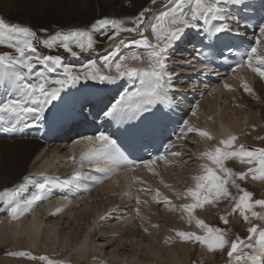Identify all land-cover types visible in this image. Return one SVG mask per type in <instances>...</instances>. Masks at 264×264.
Returning a JSON list of instances; mask_svg holds the SVG:
<instances>
[{"label":"bare ground","instance_id":"1","mask_svg":"<svg viewBox=\"0 0 264 264\" xmlns=\"http://www.w3.org/2000/svg\"><path fill=\"white\" fill-rule=\"evenodd\" d=\"M258 1L260 4L264 3V0ZM167 3L166 0H156L155 4L152 0H0V18L6 22L29 26L40 35L52 34L59 30L88 29L95 20L103 17L124 20L123 27L131 28L134 26L133 18L141 10L150 9L144 18L147 20L153 13L158 15L160 11L165 10ZM253 9L254 6L249 8L250 11ZM72 18L79 19L80 22L74 26L66 24ZM43 25L46 26V34L40 33ZM60 25H65L64 29L59 28ZM143 35L154 42L150 27L144 30ZM250 35H253L257 43V37L260 36L258 29L251 30ZM122 38L139 37L133 32H121L113 39L94 34L93 48L81 53L77 58L71 57L62 48L49 50L40 47L38 52L42 55H61L65 57V62L75 65L79 70V65L86 63L88 59L102 61V56H110L115 50L113 45H119L125 52L124 56L130 57L133 51L137 52L120 45ZM260 39L264 40V37ZM256 47L259 52L261 46L257 43ZM1 48L3 47L0 46V52L13 51L10 48ZM74 50L79 51L75 47ZM182 59L184 61H168L169 72L184 75L193 72V80L202 77L203 74L196 73L197 65L193 56L187 54ZM189 63L194 66H188ZM255 65L256 62L253 67ZM253 67L247 64L227 78L218 79L221 76L218 75L219 81L209 79L207 84L215 85L212 89L193 94L192 102L198 101V107L195 114L191 113L189 125L208 132L211 138L198 132L188 133L173 149L179 155L170 154L159 165L150 164L113 171L108 173L106 178L100 176L99 183L85 182L79 190L69 187L60 191L61 189L54 187L49 191L47 198L36 202L29 211L17 218H13L6 211H0V264H44L45 261L40 260V256H46L52 261H64L65 264H191L199 242L182 238L177 232L204 235L205 230L196 224L195 219L189 223L187 212L180 206L194 203L193 198L185 193L188 188H195L197 176L205 174L204 165L212 167L217 175H224L219 170L220 166L201 154L214 151L216 147L223 148L221 141L230 135L237 136L233 149H238L240 145L247 147L252 143V139L254 142H262L264 78L253 71ZM178 79L185 78L179 75ZM244 83L252 89L251 94L243 90ZM207 84L206 89L209 88ZM92 88L98 89L101 86L96 81L82 79L66 96L72 107L83 108L86 117L93 113L90 120L95 122L99 111L107 106L104 102L108 96L104 95L100 102H94L97 94H89V89ZM170 95L179 96L173 92ZM191 95L189 91L180 94L181 103ZM0 98L6 99L7 92L0 90ZM189 112L188 107L186 113ZM166 123L165 121L164 124ZM92 127V124L88 125L86 121L73 116L68 108L63 109V106L56 102L43 126H21L15 132L0 131V191L18 187L25 183V177H31L34 182H42L45 176L59 177L60 180L65 174L60 170L62 162L67 161L74 167L76 164L69 157L75 156L78 160L80 153L89 147L86 144L85 148L78 149L73 142L86 135L94 136ZM173 140L176 138L171 142ZM194 140L197 143L193 147ZM188 151L191 153L190 157L195 160L194 165H189L186 160ZM63 157L65 160L58 162ZM236 159L239 158L225 160L223 166L234 171ZM39 163L38 170L31 174L30 167ZM243 166L242 171L247 172L248 164ZM180 168L183 170H179ZM190 175L193 177V183L190 181ZM255 175L259 176V173ZM252 181L258 182L264 191L263 180L253 178ZM226 186L229 190L231 184L227 183ZM84 187L88 190L85 191ZM142 189H158L170 203H157L154 199L155 191ZM33 190V185H27L26 191L21 193V198L26 199ZM57 191L63 193L62 197L47 205L48 200L57 195ZM137 197L146 203L137 204ZM217 201L194 209L193 216L213 226L221 220L217 214L224 213L220 211ZM2 207L0 204V208ZM58 208L61 210L57 214ZM117 208L119 210L113 212L112 216L101 219ZM136 208H139L143 219L136 215ZM235 220L244 223L239 213L236 214ZM230 237L228 236L229 240ZM201 245L199 258L211 264L216 260L217 254L206 245ZM243 249L245 248L241 250ZM17 252H25L28 255L10 254ZM33 256L36 258H31ZM233 263L234 258L231 264Z\"/></svg>","mask_w":264,"mask_h":264},{"label":"snow or ice","instance_id":"2","mask_svg":"<svg viewBox=\"0 0 264 264\" xmlns=\"http://www.w3.org/2000/svg\"><path fill=\"white\" fill-rule=\"evenodd\" d=\"M152 3L155 4L156 0H152ZM245 3L246 0H168L169 7L167 10L160 11L158 15L153 13L147 20L144 18L150 9L141 10L133 18L134 26L131 28L123 27L124 20L103 17L95 20L88 29L59 30L52 34H46L47 29H41L40 33L46 35L38 34L29 26L6 22L0 18V46L13 50L12 52H0V90L7 92L6 99L0 98V125H6V127H0V131L15 132L21 126L24 128L43 126L48 120V114L56 106V102L62 99L61 94L67 95L72 88L81 83L82 79L99 81L100 83L114 82L118 78L125 77L134 80L132 88L125 89L118 101L101 110L103 117L116 119L121 123L146 120L155 109L165 104L175 106L176 101L173 100L170 93L180 91L174 87L179 74L168 71L169 50L188 30H195L202 33L201 48L194 49L196 58L199 59L204 54V48H211L214 50V55L223 56L226 61L228 56L217 49L215 41L219 39L221 34L232 30L227 23L229 17H232L237 29L241 26L249 27L247 19L241 25L238 14L234 15L231 12L232 8L239 9ZM261 21L257 25L260 34L257 37V43L261 46L260 51L258 52L256 46H252L248 51L240 53L241 59L237 62V67L245 62L246 57L249 67H253V63L256 62L253 71L264 78V40L260 39V37H264V17H261ZM149 27L154 42L143 35L144 30ZM110 32L111 35H109ZM121 32L137 33L139 38H122L120 45H125L130 49H143L146 55L141 56L133 51L130 57H126L119 54V45H113L115 50L111 52V55L102 56L101 59L104 66L109 70L115 68L116 75L102 74L95 59H88L86 63L80 64L79 70H77L75 65L65 62V57L61 55H42L38 52L40 47L49 50L62 48L71 57L77 58L81 53L88 52L89 49L93 48L94 34L113 39L119 36ZM236 34L239 35L238 32ZM204 38L208 39V44H204ZM74 47L78 48L79 51L74 50ZM225 48L229 54L234 51L231 45H225ZM116 57L118 59H114ZM129 58L137 62L146 60L148 66L138 68L127 63H121ZM205 59L209 63L213 62L208 56H205ZM188 66L194 65L189 63ZM213 71L214 69L210 68L208 63L202 62L199 74L210 75ZM53 74L57 75L54 76ZM196 86V84L191 85L193 88ZM225 86L229 87L228 85ZM243 90L249 94L252 93V89L247 83L243 84ZM193 114H195L194 109ZM132 127L135 128L136 125L133 124ZM194 132L211 138L208 132L191 127L189 122L185 120L176 140L171 143L161 142L164 152L162 153L157 149L155 157L142 161V163L150 165L157 159L163 160L165 153L179 155L173 149L188 133ZM236 139V135H230L221 141V144L224 145L223 148L216 147L214 151H206L201 154L213 164L220 166L219 170L224 175H217L212 167L204 165L205 174L197 176L195 188H188L185 193V195L193 198L194 203H186L180 206L187 212L189 223L195 219L196 224L205 230V234L197 235L193 232L184 231H178L177 234L182 238L200 242L212 251L227 249V255L234 258L235 264H264V227L252 224L249 216L250 213L251 217L264 219V199H252L253 193L241 190L242 194L239 195L232 209L234 213H239L244 221L251 225L247 229L250 234L248 240L241 239L239 235L235 239L229 240L226 230L210 226L204 220L193 216L194 209L230 195L226 187L229 178H231V184L237 189H240L239 184L236 183L237 177L243 180L248 175H252L254 179L264 180V148L248 149L240 145L238 149H233ZM82 140L89 145L88 150L82 151L78 160L75 156L69 157V159L80 166L88 162L96 167L104 178H106L109 169L97 166L96 162L101 157H107L114 162L127 160L117 140L103 131L94 136H85ZM76 143H80V141ZM230 158H239L242 162L249 164L258 163L259 167L249 168L247 172H235L231 168L223 166V162ZM127 166L129 168L136 166V161H128ZM255 173H259V176H256ZM24 181L25 183H21L18 187L5 188L0 191V204L3 205L0 211H6L13 218L23 215L36 202L47 198L49 191L57 186L59 177L45 176L42 182H34L31 177H25ZM86 181L99 183L101 177L85 175L74 169V175L69 179L60 181L58 186L61 188L74 187L79 190ZM27 185H33L34 190L26 199H22L21 193L26 191ZM84 190L87 191V187H84ZM142 190L155 191L154 199L157 203H170L169 199L163 197L158 189ZM136 203L146 202L140 201L137 197ZM256 206H259L262 211H255ZM60 210L58 208L56 213L58 214ZM118 210V208L112 210L101 219L109 218L113 212ZM135 211L136 215L143 219L139 208H136ZM221 220L225 225L229 223L225 216H222ZM144 230L147 231V228ZM242 248L248 250L242 251ZM10 254L28 255L25 252ZM31 258L35 259L36 257ZM39 259L47 261V264H65L64 261L49 260L46 256H40Z\"/></svg>","mask_w":264,"mask_h":264},{"label":"rangeland","instance_id":"3","mask_svg":"<svg viewBox=\"0 0 264 264\" xmlns=\"http://www.w3.org/2000/svg\"><path fill=\"white\" fill-rule=\"evenodd\" d=\"M167 1L168 0H166V2ZM167 8H168V6H167ZM167 8L165 10H167ZM79 22H80L79 19H73L72 18V19H70V22H67L66 24H68V25L70 24V25L74 26V25L78 24ZM64 27H65V25H60L59 28H63L64 29ZM43 28L45 29L46 26L43 25L41 27V29H43ZM2 47L3 48H1V50L8 49V47H5V46H2ZM263 137H264V134H263ZM261 141L262 142H254L253 139H252V143L247 145L246 148H248V149H252L253 147L254 148H264V138H261ZM193 142H194V144H193V147H194V146H196L197 141L194 140ZM253 145H257V147H255ZM190 154L191 153H189V151L186 152V155H187L186 160L188 161L189 165H194L195 160H193V158L190 157ZM234 162H235V165H236V169L234 170L235 172H243L242 171L243 168H244L243 164L244 165L248 164V166H246L247 169L259 167L258 164L256 165L255 163L249 164L247 162H241L240 159H236ZM179 170H183V168H180ZM252 177H253L252 175H248L243 180H241V179H239V177H237L236 178V183L239 184L240 189H237L235 186H233L231 184V178H230L229 181H228V183L231 184V187L228 190L230 195L229 196H225V197H221L217 201L218 204H219L220 211H222V213L224 212L222 215L219 212L217 214L218 217L221 218L226 213V215H224V216H226V218L228 219L229 223L227 225H225L222 222V220H220V221H217L216 223H214L213 227H218L220 229L226 230L229 237L233 236V237H230L231 240L235 239L238 234H239V237L241 239H244V240H248L249 236H250V234L248 233L247 229H248V226L250 227L251 225L248 222H246V221H244V223H240L239 221L235 220V216H236V214L238 215V213H234L232 211L233 207L235 206V203L237 202V200L239 198V195L242 194L241 190H247V191L253 193L252 199H257V198L258 199H264V191H263L262 187L258 184V182L252 181L253 180ZM262 182H264V180ZM254 210L257 211V212L262 211L259 206H256ZM249 216H250L252 224H255V225L260 226V227H264V219H258V218H255V217H251L250 213H249ZM247 223H248V225H247ZM228 226H230V227H228ZM201 244L202 243H200V242L198 243L197 248H196L197 252L195 251L194 254H193V257L191 258L192 259V261H190L191 264H210L209 262L202 261L199 258V251H200V248L202 247ZM246 250H248V249L247 248L243 249V251H246ZM215 253L217 254L216 260L214 262H212L211 264H222V263L223 264H230V262L232 263V258H230L227 255V249H225L224 251L215 250ZM44 264H47V262L45 261ZM233 264H235V260H234Z\"/></svg>","mask_w":264,"mask_h":264}]
</instances>
